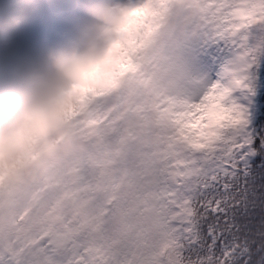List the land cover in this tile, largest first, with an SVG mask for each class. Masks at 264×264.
<instances>
[{"label":"snow or ice","instance_id":"1","mask_svg":"<svg viewBox=\"0 0 264 264\" xmlns=\"http://www.w3.org/2000/svg\"><path fill=\"white\" fill-rule=\"evenodd\" d=\"M122 2L155 23L76 115L87 151L0 180V264H264V0Z\"/></svg>","mask_w":264,"mask_h":264},{"label":"clouds","instance_id":"2","mask_svg":"<svg viewBox=\"0 0 264 264\" xmlns=\"http://www.w3.org/2000/svg\"><path fill=\"white\" fill-rule=\"evenodd\" d=\"M36 0H0V35L10 44L40 10ZM81 20L69 17L65 46L23 61L0 79V180L28 185L42 179L38 155L68 151L66 119L89 93L117 81L114 59L139 13L127 7L78 4Z\"/></svg>","mask_w":264,"mask_h":264},{"label":"rangeland","instance_id":"3","mask_svg":"<svg viewBox=\"0 0 264 264\" xmlns=\"http://www.w3.org/2000/svg\"><path fill=\"white\" fill-rule=\"evenodd\" d=\"M49 1V0H46ZM83 2L88 0H81ZM112 0H93V2H97V3H101L104 4L105 6H108L111 3ZM117 2H122V0H116ZM46 4H51L49 3H43V7L41 8V11L44 12L46 11L48 14H50L52 11L51 8H48V6H46ZM72 4H76L72 3ZM80 4V3H79ZM55 5H58L55 3ZM69 0H67L66 2V10L68 12L67 15L65 16H59L58 14L54 15V16H50V15H44V17H42L41 15L37 16V13L35 15V17L33 18L34 21H37L38 24H35L34 22L30 25V22L27 25L29 30H31L32 33H34V35H42V30L44 29L43 24L44 22L47 24H52L53 26L51 27L52 29H54L55 27V31L52 32L51 30L48 31L49 32V37L50 36L54 38H56L57 43L61 41V39H58L56 37V35L54 33H56L59 37V33L63 34V32L66 30V20L69 17H74L71 16V11L69 9ZM52 6V4H51ZM118 6H120L118 4ZM123 7H128V5L126 3L123 2ZM78 8V4H76L73 8L77 9ZM60 10V9H59ZM64 15V14H63ZM44 18V19H43ZM76 18L81 19V20H86L87 18L84 17L81 13L76 14ZM44 21V22H43ZM55 22V23H54ZM155 23V17L153 15H151L150 13H148L146 10H141V13L138 16V22L135 26V28L131 31V33L127 34L125 36V39L123 41L122 47L117 51L116 55H115V59H114V70L117 74V80L119 78V75L121 73V70L125 64V55L122 54V49L124 48L126 43H131L132 39H133V34H139V33H143L145 31H147L153 24ZM45 25V30H46V25ZM50 26V25H49ZM27 26L25 25L19 32L18 34H16L15 36L12 37L11 43L7 44L5 43L4 37L2 35H0V59H2L4 56H8L9 58V64L10 66H12V68L7 71L5 73V76L2 77L3 75V69H0V79L5 78L6 76L10 75L24 60L30 59V58H36L38 56H40L42 53L48 51L49 49H54L56 48L54 45H50L48 43H46L48 41V38H45L47 36V32H44V35H42V37H35V38H31V33L29 32ZM28 30V31H27ZM20 37H22L20 39ZM45 38V39H44ZM42 39H44V42H40ZM22 41V42H21ZM21 42V43H20ZM64 42V40H63ZM59 44V43H58ZM57 44V45H58ZM56 45V46H57ZM15 48V51H14ZM16 48L18 49V51L16 52ZM14 55L15 56H25L28 55V57L25 59L21 58L18 59V65H14ZM30 56V57H29ZM117 82V81H116ZM115 84V83H114ZM113 84V85H114ZM112 85V86H113ZM111 86V87H112ZM111 87H109L106 91L103 92H97V93H104L107 92ZM89 94H95V93H89ZM89 94H87L82 101L78 102V104L74 107V109L68 113L66 119L68 121V128L70 129V140H71V147L69 148V152H68V158H62L60 154H58V157H56V162H53L50 164V166L55 165L57 167H60L61 165H63V167L65 169H67V165L68 162L75 157L77 154H81L84 153L85 150L83 151V148H81L82 145H79L77 140L79 138L78 136V128H77V123L75 121V117L76 115H78L81 110L83 109L85 102L89 99ZM80 139V138H79ZM81 140V139H80ZM43 155H38L36 157V159H43ZM42 174H45L44 172H42ZM43 180V178L41 179V181ZM40 182V181H39ZM39 182H35V183H39ZM32 183V184H35ZM30 185V184H28ZM18 186H24V185H18Z\"/></svg>","mask_w":264,"mask_h":264},{"label":"bare ground","instance_id":"4","mask_svg":"<svg viewBox=\"0 0 264 264\" xmlns=\"http://www.w3.org/2000/svg\"><path fill=\"white\" fill-rule=\"evenodd\" d=\"M81 4V3H80ZM48 8H50V7H48ZM35 17V16H34ZM28 31V30H27Z\"/></svg>","mask_w":264,"mask_h":264}]
</instances>
